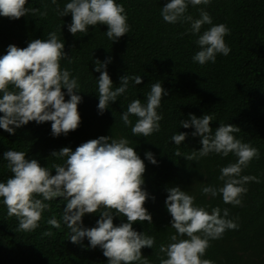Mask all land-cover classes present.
Listing matches in <instances>:
<instances>
[{
	"label": "trees",
	"instance_id": "trees-1",
	"mask_svg": "<svg viewBox=\"0 0 264 264\" xmlns=\"http://www.w3.org/2000/svg\"><path fill=\"white\" fill-rule=\"evenodd\" d=\"M68 2L57 0L54 5L52 0H27L26 8L39 9L35 15L28 13L16 20L0 16V57L7 54L9 45L25 48L30 41L47 39L49 33L56 32L65 45L67 59L72 60L69 63L61 59V69L69 70L70 78L78 80L80 92L76 94L81 97L80 125L66 136L54 137L51 122L31 121L15 129L14 135L0 128V182H6L12 175L4 160L7 151H23L26 159L37 160L55 175L52 165L63 164L66 158L52 157V152L64 147L75 151L82 143L101 136L125 138L146 167L142 187L148 199L144 207L152 223L137 222L133 229L155 238L153 248L141 249L142 257L149 264H159L161 257L166 258L159 251L160 245L170 243V236L176 234L165 206L167 189L171 187H179L194 196L195 206L204 207L209 213L215 207L228 209V219L238 225L235 230H226L222 238L211 240L204 259L214 264H264V0H210L207 5H189L186 14L193 19H198L203 9L210 14L214 25L224 23L230 29L224 38L231 49L229 55L217 54L215 63L209 61L204 65L194 62L193 56L200 50L196 43L198 36L211 25L202 26L200 34H192L188 23H166L161 8L170 0H116L125 9L130 30L115 42L107 38V26L102 24L72 35L68 31L71 14L60 17L56 12L57 5L62 10ZM43 12L47 15L40 14ZM109 59L106 70L113 91L126 74L139 75L142 83L137 85L130 80L127 90L114 103L110 102L101 115L97 81L100 73L95 71V61L103 63ZM157 82L168 93L157 109L163 117L160 130L148 137L134 136L131 127L137 117L130 116L132 125L126 126L122 113L135 99L146 103L151 85ZM9 90H13L12 86ZM62 91L67 102L70 99L67 90ZM205 114L213 118L210 122L213 134L221 123L236 126L241 131L233 135L259 151V158H254L241 173L260 181L244 185L247 193L241 198L242 206L224 203L221 195L212 197L201 192L204 186H222L223 182L218 179L220 169L237 161L234 154L197 155L189 161L184 158L202 149V138L193 136L195 128L185 129L180 121H188L190 115L201 118ZM178 133L187 134L180 145L171 139ZM146 152L154 154L156 165L146 159ZM45 203L50 207L42 213L38 228L18 231L17 218L7 215L0 198V264H108L102 249H92L86 237L80 244L68 240L70 229L62 219L66 208L62 197ZM51 218L59 221V228L48 224ZM99 219V211L85 214L82 226L95 227ZM126 222V217L113 213L115 226ZM46 231L53 235L43 236Z\"/></svg>",
	"mask_w": 264,
	"mask_h": 264
},
{
	"label": "clouds",
	"instance_id": "clouds-1",
	"mask_svg": "<svg viewBox=\"0 0 264 264\" xmlns=\"http://www.w3.org/2000/svg\"><path fill=\"white\" fill-rule=\"evenodd\" d=\"M26 3L27 0H0V16L16 20L28 13L35 15L39 12L36 8H26ZM56 3L57 0H52V4ZM209 3L210 0H170L161 8V16L166 23H188L192 34H200L202 26L211 25L196 41L200 50L193 56V61L200 65L209 61L215 63L217 54L228 56L231 51L224 39L230 34L226 24L214 25L210 14L203 9H200L198 19L186 14L189 5L195 7ZM56 12L60 17L71 14L68 31L74 36L87 32L89 26L102 24L107 26V38L115 42L130 30L125 9L116 0H70L62 10L57 5ZM40 14L47 15V12ZM64 47L56 32L49 33L47 39L30 41L25 48L9 45L7 54L0 57V113H3L0 128L14 135L15 129L31 121L37 124L51 122L54 137L66 136L78 129L81 122L78 112L81 97L76 94L80 92L79 85L76 78H70L69 70L61 69V59H67ZM110 62V59L103 63L95 61V71L100 73L97 81L101 115L110 102L114 103L127 90L130 80L137 85L142 83L139 75L126 74L120 78V86L113 91L106 70ZM9 86L13 90H9ZM62 89L67 90L70 98L67 102ZM166 95L168 93L157 82L151 85L146 103L135 99L128 104L121 119L128 126L132 125L129 117H137L131 127L134 136L148 137L160 130L163 117L157 109ZM212 119L211 115L205 114L201 118L190 115L188 121H180L185 129L195 128L193 136L202 138V149L184 158L189 161L195 160L197 155L205 157L215 153L227 157L229 153L234 154L237 161L220 169L218 179L223 182L222 186H204L201 192L212 197L221 195L224 203L242 206L241 198L247 193L244 185L260 181L255 176L241 173L254 158H259V151L233 135L241 131L236 126L221 123L213 134L210 128ZM186 135L174 134L171 139L180 145ZM176 154L180 155L179 152ZM51 156L66 158L63 164L52 165L55 175L49 168L41 167L37 160L26 159L23 151L4 153L12 175L6 182H0V198L7 215L17 218L18 231L30 232L38 228L42 213L50 207L45 201L62 197L66 201L62 219L70 229L68 240L73 244H80L86 237L92 249H102L108 264H149L148 259L142 257L141 249L153 248L155 238L133 229L137 222L152 223V217L144 207L148 199L142 187L146 167L134 147L129 146V141L101 136L82 143L75 151L64 147L59 152H52ZM145 157L153 165L157 164L153 153L146 152ZM167 191L165 206L176 234L170 236V243L160 245L159 251L166 258L161 257L159 264H214L203 258L210 241L222 238L226 230L238 228L233 220L228 219V209L215 207L209 213L204 207L195 206V197L179 187H171ZM38 196L42 199L36 198ZM98 211L100 219L96 226L83 228L85 214ZM114 212L117 216L126 217L127 222L115 226ZM48 224L53 228L60 227L55 218L49 219ZM42 235L52 236L53 233L46 231Z\"/></svg>",
	"mask_w": 264,
	"mask_h": 264
}]
</instances>
